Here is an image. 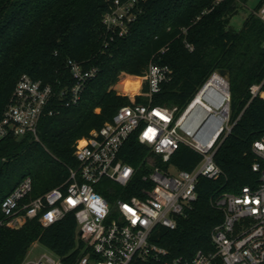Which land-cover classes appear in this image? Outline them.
Listing matches in <instances>:
<instances>
[{
  "label": "trees",
  "instance_id": "16d2710c",
  "mask_svg": "<svg viewBox=\"0 0 264 264\" xmlns=\"http://www.w3.org/2000/svg\"><path fill=\"white\" fill-rule=\"evenodd\" d=\"M113 1L0 0V121L23 74L52 85L55 91L39 121L38 138L28 133L0 141V264H20L35 241L68 264L76 261L80 244L72 213L49 227L34 218L15 229L3 224L2 202L29 176L34 197L65 182L69 168L77 166V142L131 102L114 88L120 76L145 75L153 60L173 69L172 78L154 95L153 104L180 110L216 69H229L235 122L215 153L222 175L218 179L200 177L193 208L179 220L177 229L164 230L160 244L172 256L212 249L211 233L223 220L221 210L214 207L215 198L223 192H238L257 178L252 169L256 157L253 143L264 135V98L252 97L250 89L252 84L264 82V19L258 14L264 0L238 29L231 25V17L239 2L246 0H145L131 34L106 45L102 18ZM165 47L168 49L162 53ZM68 59L85 68H100L77 105H66L68 98L60 97L75 83ZM118 85L126 91L131 81L125 77ZM125 151V160L138 167L149 148L132 136ZM201 158L183 144L171 163L192 170ZM128 190L129 194L135 192L134 183Z\"/></svg>",
  "mask_w": 264,
  "mask_h": 264
},
{
  "label": "built area",
  "instance_id": "2783aa9c",
  "mask_svg": "<svg viewBox=\"0 0 264 264\" xmlns=\"http://www.w3.org/2000/svg\"><path fill=\"white\" fill-rule=\"evenodd\" d=\"M142 1H113L102 18L108 35L106 45L131 34V26L142 12ZM258 14L264 19V6ZM186 46L194 49L190 42L186 41ZM68 67L75 83L60 97L68 98L66 105H77L100 68H85L74 59H68ZM172 76L169 65L153 60L148 72L137 76L141 78L138 90L114 86L131 102L77 142V166L69 168V177L60 186L34 197L32 178L20 182L2 202L3 224L19 229L37 218L49 227L72 213L80 244L73 264H264V135L253 143L255 182L238 192H223L214 200L223 220L211 233L212 249H200L192 256H172L159 242L166 231L177 229L179 220L193 208L200 177L218 179L222 175L215 153L235 124L230 81L216 71L183 110L153 104L154 95ZM250 91L252 97L264 98V82L252 84ZM54 96L52 85L23 74L0 121V141L28 133L38 138L39 121ZM132 136L149 148L138 167L125 160ZM183 144L202 157L192 170L171 163ZM132 183L135 192L129 194ZM44 248L40 257L26 256L20 264H68Z\"/></svg>",
  "mask_w": 264,
  "mask_h": 264
},
{
  "label": "rangeland",
  "instance_id": "374dc122",
  "mask_svg": "<svg viewBox=\"0 0 264 264\" xmlns=\"http://www.w3.org/2000/svg\"><path fill=\"white\" fill-rule=\"evenodd\" d=\"M263 0H246V1H240L238 4V10L237 12L231 17V25L238 29L241 28L244 25L246 17L256 8V6ZM125 75V76H124ZM127 77L131 81L130 88L135 85L138 82V78L136 75H131V74H126L123 73L121 75L120 80L118 83L115 85L119 87V82L121 81L122 78ZM45 252V248L39 241H35L31 248L28 251L27 254V259H33V258H38L42 255V253Z\"/></svg>",
  "mask_w": 264,
  "mask_h": 264
},
{
  "label": "water",
  "instance_id": "95a60500",
  "mask_svg": "<svg viewBox=\"0 0 264 264\" xmlns=\"http://www.w3.org/2000/svg\"><path fill=\"white\" fill-rule=\"evenodd\" d=\"M216 72L219 75L223 76L225 79H227V80L230 81L231 75H230V70L229 69H226V68H218V69H216ZM2 163H3V160L0 158V168L2 166Z\"/></svg>",
  "mask_w": 264,
  "mask_h": 264
},
{
  "label": "bare ground",
  "instance_id": "6f19581e",
  "mask_svg": "<svg viewBox=\"0 0 264 264\" xmlns=\"http://www.w3.org/2000/svg\"><path fill=\"white\" fill-rule=\"evenodd\" d=\"M125 76V75H124ZM123 76V77H124ZM125 78V77H124ZM138 78V82L139 83H136L135 85H133L131 88H130V86L127 88V90L126 91H132V92H134V91H136V90H138L139 89V87H140V84H141V78H139V77H137ZM198 103H199V99L197 100V105H198Z\"/></svg>",
  "mask_w": 264,
  "mask_h": 264
}]
</instances>
